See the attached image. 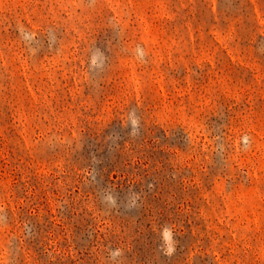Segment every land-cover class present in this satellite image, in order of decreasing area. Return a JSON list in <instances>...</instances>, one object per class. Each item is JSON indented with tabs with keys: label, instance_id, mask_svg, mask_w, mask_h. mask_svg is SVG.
Wrapping results in <instances>:
<instances>
[{
	"label": "rangeland",
	"instance_id": "rangeland-1",
	"mask_svg": "<svg viewBox=\"0 0 264 264\" xmlns=\"http://www.w3.org/2000/svg\"><path fill=\"white\" fill-rule=\"evenodd\" d=\"M0 264H264V0H0Z\"/></svg>",
	"mask_w": 264,
	"mask_h": 264
},
{
	"label": "clouds",
	"instance_id": "clouds-1",
	"mask_svg": "<svg viewBox=\"0 0 264 264\" xmlns=\"http://www.w3.org/2000/svg\"><path fill=\"white\" fill-rule=\"evenodd\" d=\"M133 126H137L138 121L136 119H132ZM162 238L164 240V244L167 245V247L164 249L165 253L167 255H171L174 251L173 241H172V229L170 226H165L162 230ZM123 253L120 249L110 250L109 251V258L113 261L116 260V258L122 256Z\"/></svg>",
	"mask_w": 264,
	"mask_h": 264
}]
</instances>
